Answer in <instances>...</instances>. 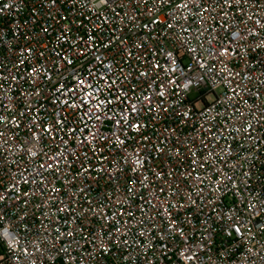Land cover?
<instances>
[{
	"label": "built area",
	"instance_id": "built-area-1",
	"mask_svg": "<svg viewBox=\"0 0 264 264\" xmlns=\"http://www.w3.org/2000/svg\"><path fill=\"white\" fill-rule=\"evenodd\" d=\"M0 248L264 264V0H0Z\"/></svg>",
	"mask_w": 264,
	"mask_h": 264
},
{
	"label": "rangeland",
	"instance_id": "rangeland-1",
	"mask_svg": "<svg viewBox=\"0 0 264 264\" xmlns=\"http://www.w3.org/2000/svg\"><path fill=\"white\" fill-rule=\"evenodd\" d=\"M214 97L212 96V98L211 99H213Z\"/></svg>",
	"mask_w": 264,
	"mask_h": 264
},
{
	"label": "trees",
	"instance_id": "trees-1",
	"mask_svg": "<svg viewBox=\"0 0 264 264\" xmlns=\"http://www.w3.org/2000/svg\"><path fill=\"white\" fill-rule=\"evenodd\" d=\"M0 252H1V248H0Z\"/></svg>",
	"mask_w": 264,
	"mask_h": 264
}]
</instances>
